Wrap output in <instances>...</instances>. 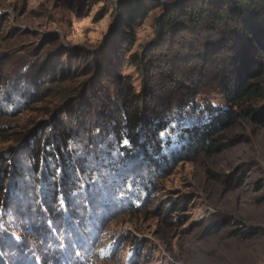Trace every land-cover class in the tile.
Instances as JSON below:
<instances>
[{"label":"rangeland","instance_id":"rangeland-1","mask_svg":"<svg viewBox=\"0 0 264 264\" xmlns=\"http://www.w3.org/2000/svg\"><path fill=\"white\" fill-rule=\"evenodd\" d=\"M199 1L0 0V161L16 173L0 206V264H264V127L239 119L222 133L220 152L181 153L187 130L229 107L223 93L252 55L262 93L251 105L264 110V60L227 26L155 35L167 14ZM261 29L255 39L264 47V21ZM130 58L143 61L139 72ZM55 71L65 79L29 102ZM126 79L147 101H167L166 111L145 116L149 129L152 119L166 125V174L152 173L149 147L145 154L99 129L116 115L106 109ZM181 85L199 94L190 98ZM173 94L180 101L170 107ZM187 99L195 107L183 112L177 105ZM57 116L80 131L69 143L85 174L77 189L51 193L21 139L49 131Z\"/></svg>","mask_w":264,"mask_h":264},{"label":"trees","instance_id":"trees-1","mask_svg":"<svg viewBox=\"0 0 264 264\" xmlns=\"http://www.w3.org/2000/svg\"><path fill=\"white\" fill-rule=\"evenodd\" d=\"M209 21L214 22L213 25L217 28L218 25L222 28L227 26L225 31H231L232 38L234 36L236 39L238 38L242 44H246L250 50H254L259 55L260 59L264 60V47H262L261 41L258 38L255 39V33L263 28L264 0H200L191 7L182 5L174 13L170 12L167 14L157 24L158 28L155 35L157 38H161L163 35L170 34L172 36L174 34H180L195 28V26H203V22H207L208 24ZM245 61L243 65L244 76L236 80L233 91L225 90L223 93L224 99L229 107L219 114L212 116V119L208 123L196 127L193 130L186 131L189 141L181 149V153H184L186 158L192 154L212 155L220 152V140L223 138L222 133L234 127L239 119H246L255 125L264 127V110L259 111L251 105L252 100L262 93L260 87L252 83L253 79L260 76V70L258 71L260 67L258 62H255L254 55L249 56ZM142 63V60L134 63L133 58H130L126 64L136 66V70L139 72L138 68L140 66L138 64ZM229 73L232 74L233 71L230 70ZM55 74L59 76L49 80L46 79L45 84L34 93V96L30 97L29 102L38 103L42 101V97L49 94L50 90L55 88V84L60 82V79H65L67 73L64 71H55ZM58 78L59 80H57ZM181 88L182 85L179 89ZM184 88L186 89L184 93L186 95L188 94L190 98H195L199 94L190 87L187 88L185 86L182 89ZM114 92L116 97L112 99L113 107L107 108L106 110L113 114L116 113V115L110 118V122H107L105 118L104 124L99 129L106 136L110 134L118 140L120 137L126 139L135 149L139 148L145 154L147 153L146 147H149L151 155L145 156H149L146 159L148 160L150 168L153 169L152 173L166 174L169 161L165 156H161V147L164 145L163 143H166L167 146L170 143L169 141L166 142V140L162 141V139H159V134L166 130V125L165 123L156 124L152 122V119L149 129L146 126L145 116H155V114H158L156 112L167 110V101L165 98L153 97L151 98L152 101H147L148 92L144 88L141 91L139 90V92H135L129 87L127 79L124 84L115 86ZM167 93L169 94V91ZM175 100H178V98L177 95L173 94L172 99H170L171 102L169 103L170 107L174 104L173 102ZM191 101L192 99H187L181 105H177V108H180L183 112L187 111V108L194 109L195 106ZM69 110L68 115L75 118L76 114L74 110ZM53 115L56 116V112ZM105 116H108V114ZM66 117L64 116V119ZM108 117H111V115ZM68 124L70 125V121ZM69 125H64L63 118L57 116L49 126V131L42 130L35 134L33 133L32 137L23 135L21 139H26L24 148L27 150L28 156L31 159L30 168L32 173L35 174L36 178V175L40 171H43L51 179L53 184L50 189L51 193H53V190L57 186L68 190L71 188L77 189L79 187V178L85 174L84 161L74 157V152L72 153L69 143L73 138L80 136V131L76 127L77 125H74V128H69L71 126ZM140 133L146 138L142 142L138 140L139 136L141 137ZM1 136L2 133L0 132ZM16 142H19V139H16ZM182 154L179 158L174 159L175 163L183 158ZM156 155L159 159L152 158ZM8 164V160L2 159L0 161V206L3 204V200L7 195L6 182L12 174H16L13 173L15 170L11 169ZM22 175L23 172L20 171L17 172L16 177H21ZM57 180L58 183L56 182ZM131 213L132 211H130ZM81 228L84 230L83 227Z\"/></svg>","mask_w":264,"mask_h":264}]
</instances>
